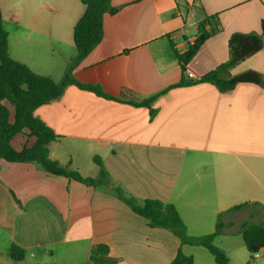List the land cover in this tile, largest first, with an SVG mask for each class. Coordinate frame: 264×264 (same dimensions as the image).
Returning <instances> with one entry per match:
<instances>
[{
	"label": "crops",
	"instance_id": "crops-1",
	"mask_svg": "<svg viewBox=\"0 0 264 264\" xmlns=\"http://www.w3.org/2000/svg\"><path fill=\"white\" fill-rule=\"evenodd\" d=\"M111 4L119 12L104 16L103 39L75 68L74 79L134 100L181 80L188 84L160 96L152 105L153 119L147 107L75 85L39 107L35 116L58 136L49 145L51 159L97 178L100 168L93 159L98 156L110 184L88 186L33 162L2 160L0 264H92L91 250L100 244L116 264H170L180 248L194 264H217L207 249L181 245L171 231L150 227L118 197L116 187L139 201L174 205L191 237L212 234L222 214L226 228L215 245L230 264L251 263L240 228L245 222L264 225V89L243 83L221 93L198 81L229 60L232 34L262 33L264 0ZM0 8L4 22L13 21L22 31L17 46H9L11 58L59 82L76 57L74 28L86 7L80 0H0ZM216 15L220 29L186 66L196 77L189 80L176 52L185 53L199 22ZM247 71L264 76V47L230 73ZM25 140L19 135L12 145L21 150ZM246 203L248 208L233 210ZM12 245L24 249L23 261L9 257ZM259 253L252 264H264V247Z\"/></svg>",
	"mask_w": 264,
	"mask_h": 264
},
{
	"label": "trees",
	"instance_id": "trees-1",
	"mask_svg": "<svg viewBox=\"0 0 264 264\" xmlns=\"http://www.w3.org/2000/svg\"><path fill=\"white\" fill-rule=\"evenodd\" d=\"M80 1L86 7V11L74 28V43L77 54L69 62L64 77L59 82L50 77L39 75L27 65L11 58L9 34L5 29L0 8V162L2 160L10 163L33 162L54 176H64L93 187L108 186L110 177L102 159L98 156L93 159L100 168V174L97 178H85L78 171L71 169L70 164L63 166L51 159L49 145L56 141L58 136L35 116V111L41 106L60 99L69 86L75 85L106 99L116 100L135 107H147L150 109V116L153 119L157 115V110L152 108L153 103L170 90L183 87L188 83L181 80L178 84L154 96L143 100H134L124 96L114 98L106 94L98 85H85L76 81L73 77V71L103 39L104 16L106 14L115 15L119 12V8L112 6L111 0ZM219 27L217 15L205 17L199 22L198 35L194 43L188 46L185 53L176 52L183 73L186 72V66L201 46L220 29ZM261 29V34H232L229 39V60L202 77L198 83H209L221 93L232 92L237 85L243 83H253L264 89V76L255 71H247L236 76L230 73L231 69L239 63L263 49L264 20L261 23ZM11 109L13 110V121H11ZM19 135H26V140L22 149L16 150L12 142ZM114 190L133 212L148 221L150 227L171 231L180 240L181 245L199 246L207 249L217 264H230V259L225 251L215 245V239L224 234L226 228L222 221V214L218 216L216 229L212 234L191 237L188 235L187 226L174 205L158 200L139 201L134 197L126 196L121 188L116 187ZM248 207L249 204L246 203L234 207L233 210ZM240 234L251 254V263L249 264H252L256 260V254L264 247V225L245 222L240 228ZM8 254L15 262H21L25 259L24 249L16 245L11 246ZM90 262L92 264H116L115 260L109 258V248L103 244L93 247ZM170 264H194V258L186 256L180 248Z\"/></svg>",
	"mask_w": 264,
	"mask_h": 264
},
{
	"label": "rangeland",
	"instance_id": "rangeland-1",
	"mask_svg": "<svg viewBox=\"0 0 264 264\" xmlns=\"http://www.w3.org/2000/svg\"><path fill=\"white\" fill-rule=\"evenodd\" d=\"M22 23L24 25L25 23H30V21H22ZM4 25H5V29L7 30L8 34H9V46L11 47V50H13L15 48V46H17V43H18L17 42V40H18L17 35L22 33V31L13 21H5ZM25 28H27V27H25ZM26 32H27V30H26ZM13 54H14V51H13ZM58 252H59V250L56 252L57 260H62V259H59L61 255ZM259 254L261 255L262 253L260 252ZM261 259H259V261H261ZM58 262L61 263L60 261H58Z\"/></svg>",
	"mask_w": 264,
	"mask_h": 264
},
{
	"label": "built area",
	"instance_id": "built-area-1",
	"mask_svg": "<svg viewBox=\"0 0 264 264\" xmlns=\"http://www.w3.org/2000/svg\"><path fill=\"white\" fill-rule=\"evenodd\" d=\"M185 75H186L187 79H189V80H194L196 78L195 75L190 70H186Z\"/></svg>",
	"mask_w": 264,
	"mask_h": 264
}]
</instances>
